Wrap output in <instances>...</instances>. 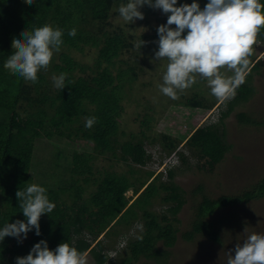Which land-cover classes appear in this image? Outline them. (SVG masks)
<instances>
[{
  "label": "trees",
  "instance_id": "obj_1",
  "mask_svg": "<svg viewBox=\"0 0 264 264\" xmlns=\"http://www.w3.org/2000/svg\"><path fill=\"white\" fill-rule=\"evenodd\" d=\"M126 2L127 0H33V4L29 6L24 0H0V109L9 113V122H0V228L5 223H14L16 220L26 222L19 208L16 192L25 188L27 183L36 184L33 159L36 142L42 137H81L92 142L94 149L102 155L111 153L114 157L119 156L118 158L137 165H146L152 159L145 140H119L120 119L125 110V72L118 71L115 74V66L131 44L122 33L100 35L87 26V23L93 21H107L114 8ZM196 2L202 9L206 4L202 0ZM259 2L264 4V0ZM184 3L190 5L193 0H178L177 6ZM162 23L167 22L164 20ZM44 24L64 30L61 49H98L93 67L80 64L66 52H61L60 62H50L49 68L53 73L68 74L64 90L50 89L44 85L47 75L44 71L38 73L36 83H31L12 75L3 67L13 52V38H19L25 29L31 30ZM72 28L76 29L75 37L68 35ZM258 43L264 44V27L258 32L252 50ZM263 62L264 59L250 62L251 72L246 76L245 83L236 90L235 95L223 101L222 105L226 109L220 113L215 123L196 127L199 115L212 109L214 104L200 99L199 95L187 99L186 110L183 112L184 121L178 124L176 130L172 129L173 133L163 134L166 150L169 153L176 152L181 162H186L185 154L177 152L178 146L184 143L197 150L202 158L205 157L211 170L221 163L232 148L226 140L225 120L237 106L253 98L256 92L255 76L260 72ZM87 68L94 74H77L85 72ZM220 71L229 76L233 74L227 67ZM23 103L25 105L22 109ZM93 116L97 118L96 123L92 128H86L83 119ZM236 117L242 126L262 125L245 111L237 113ZM142 125L148 129L151 122L146 119ZM142 134L146 137L145 131ZM91 162V156L74 154L69 181L66 184L60 183L58 187L42 186L47 189V195L56 207L52 213L42 215L41 235L37 236L33 229L22 243L16 238L6 237L0 242V264H15L17 257L27 256L41 240L47 241L51 250L62 242L70 243L79 251L90 254L97 264H112L114 258H120L119 264H132L142 257L156 260L159 264H168L170 252L167 249L174 247L178 241V214L187 203L185 191L174 181L176 167L167 170V183L159 181L163 177L162 173L154 176V172H148V182H140L139 178L132 181L126 176L109 173L102 179L94 180L97 188L86 198L85 184L91 182L86 175L93 173ZM54 165L62 166L58 162ZM132 172L137 170L132 167ZM48 173L49 170L40 172L41 176L46 177L56 175ZM158 181L159 185H156ZM131 188L136 195L132 202L126 196ZM159 190H163L164 194H159ZM197 190L203 191L201 187ZM159 198L167 205L165 214H157L148 209ZM260 198H264V177L252 189L238 195H224L217 199L204 196L190 230L184 232L182 238L190 242L198 235H205L215 243H222L217 224L209 218L218 210ZM138 219L143 220L138 237H121L115 250H108L105 240L114 234L118 235V227L130 229ZM160 243L164 248L160 247Z\"/></svg>",
  "mask_w": 264,
  "mask_h": 264
},
{
  "label": "rangeland",
  "instance_id": "obj_2",
  "mask_svg": "<svg viewBox=\"0 0 264 264\" xmlns=\"http://www.w3.org/2000/svg\"><path fill=\"white\" fill-rule=\"evenodd\" d=\"M202 1H205L206 4L209 2V0ZM118 7L119 5L114 8L107 21H93L90 24L87 23V26L100 35L122 33L127 42L131 44L115 66V74L118 71L125 72L123 86L125 110L120 119L119 140L120 142L145 140L146 149L152 159L146 165H137L126 162L118 158L119 156L114 157L111 153L102 155L94 149L92 142L83 140L81 137L76 139L59 138L58 136L52 139L42 137L36 142L33 159V171H35V178L38 180H36V184L40 186L58 187L60 183L66 184L71 177L70 170L74 166V154L91 156L92 159L93 173L86 175L91 179L89 184H85L86 198H89L97 188L94 180L102 179L109 173L126 176L132 181L138 178L141 179L140 182H145L147 179L149 181L147 173L154 172V176L162 173L166 162L174 155V152L169 153L166 150L163 134L173 133L172 129L176 130L178 124L184 121L183 112L186 110L187 99L199 95L200 99L214 104L212 109L199 115L196 127L217 122L220 113L226 109V106L222 105L223 102L216 103L217 98L211 94L206 79L201 78L198 74H194L196 83L188 89L178 92L177 99L173 100L162 94L159 85L163 83L167 60H153L155 59L154 52L158 50V44L155 43L159 39L157 28L163 24L162 21L166 20L167 22V16L162 10L144 6L141 9L145 17L143 20L125 23L118 19ZM142 39L146 41V44L137 49L134 46L135 42ZM61 52H66L80 64L90 67L94 66L98 56V49L94 47H86L84 51L63 48L54 54L52 63L60 62ZM248 59L250 62L263 60L264 44L258 43ZM44 72L47 74L44 85L55 89L51 79L55 73L49 67ZM77 74L89 76L94 73L87 68L85 72H77ZM254 84L256 92L253 98L247 103L237 106L231 116L225 120L226 140L228 144L232 145V148L225 159L213 170L210 169L207 159L202 158L197 150L191 149L184 143L177 148V152H183L187 160L181 162L177 157L178 154L173 158V161L179 164L175 168L174 181L185 191L187 203L178 214V241L174 247L167 249L170 252L168 264H227L229 253L235 255L234 248L237 243L242 244L246 237L252 233L264 234V198H260L218 210L209 218L217 224L222 243H215L205 235H198L190 242L182 238V234L190 230L204 196L217 199L224 195H238L252 189L264 177V62L261 64L260 72L255 76ZM24 105L23 103L22 109ZM242 111L247 112L262 125L247 127L240 125L236 114ZM146 119L151 122V127L148 129L142 125ZM83 121L85 122V118ZM0 122H9L8 111L0 109ZM144 131L146 137L142 134ZM170 135L176 138L175 135ZM56 162L62 166H55ZM49 166L50 169H47ZM132 167L137 172H132ZM45 170H49L48 174L51 175L56 173L55 177L41 176L40 172ZM159 181L168 182L165 173ZM159 181L156 185H159ZM199 187L203 189L202 192H198ZM159 194L163 195V190H159ZM126 196L130 197L132 202V199L136 198L134 189H129ZM148 209L157 214H165L167 205L159 198ZM142 227V219H138L130 229L118 227V235L114 234L113 237H108L105 240L107 249L115 250L121 237H130V239L138 237ZM160 247L164 248L162 243H160ZM119 259L114 258L112 264H119ZM87 264H97L90 254L87 256ZM132 264L159 263L156 260L142 257Z\"/></svg>",
  "mask_w": 264,
  "mask_h": 264
},
{
  "label": "clouds",
  "instance_id": "obj_3",
  "mask_svg": "<svg viewBox=\"0 0 264 264\" xmlns=\"http://www.w3.org/2000/svg\"><path fill=\"white\" fill-rule=\"evenodd\" d=\"M24 3L30 6L33 0H24ZM145 5L162 10L167 16V23L157 28L159 39L155 43L158 50L154 52L153 60H167L163 83L159 85L161 93L177 99L178 92L196 83L194 74H198L206 79L211 94L219 102L235 95L251 72L248 57L258 32L264 27V4L259 0H209L202 9L196 0L190 5L184 3L180 6H177L178 0H127L117 9L118 19L125 23L143 20L141 9ZM76 34L75 28L68 32L72 37ZM63 35V29L51 24L25 29L19 38H13V52L3 67L25 82L36 83L38 73L47 71L54 54L60 52ZM145 44L142 39L134 46L140 49ZM224 67L232 70L233 74H222L220 70ZM67 76V73L53 74L54 87L64 90ZM96 121L95 116L86 117L85 127L92 128ZM176 154L174 152L166 162L162 174L179 165L173 161ZM16 197L26 222L5 223L0 228V242L13 237L22 243L33 229L37 236L41 235L42 215L52 213L56 207L50 201L47 189L35 183H27L25 188H20ZM234 253V256L229 253L227 264H264V234L248 235L242 244H236ZM87 256L86 251H79L70 243L62 242L51 250L48 242L41 240L27 256L17 257L15 264H87Z\"/></svg>",
  "mask_w": 264,
  "mask_h": 264
}]
</instances>
